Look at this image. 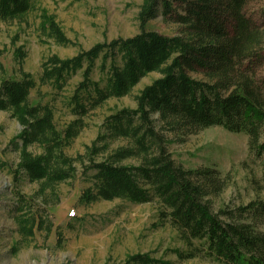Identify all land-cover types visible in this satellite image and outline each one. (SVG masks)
Returning <instances> with one entry per match:
<instances>
[{
  "label": "trees",
  "instance_id": "16d2710c",
  "mask_svg": "<svg viewBox=\"0 0 264 264\" xmlns=\"http://www.w3.org/2000/svg\"><path fill=\"white\" fill-rule=\"evenodd\" d=\"M33 1L0 0V20L22 19ZM247 2L143 0L134 35L97 42L70 57L49 55L41 62L38 81L26 71L1 77L0 110L10 112L21 125L11 139L18 160L7 168L15 203L12 218L22 239H33L37 231L51 233L49 212L58 199L56 189L79 173L90 182L80 194L85 202L155 199L159 219L173 227L183 243L176 250L180 259L264 264V200L214 209V198L227 180L216 167L187 168L178 163L162 128L164 123L167 128L190 131L219 125L243 132L250 150L264 159V86L256 75L264 29L244 11ZM159 15L176 24L178 32L169 36L147 29V22ZM42 17L44 32L60 44L69 43L53 16ZM24 55L17 51L18 62ZM0 71L4 72L1 61ZM95 71L98 79L93 77ZM190 71L207 78H195ZM151 72L159 76L136 95L134 107L105 116L86 154L66 152L85 126L83 117L90 109L110 97L129 94ZM77 74L80 79L64 100L76 118L59 128L55 107L48 101H32L31 91L39 83L60 92ZM119 139L125 145L108 152ZM23 181L37 183V188L25 193ZM112 264L171 262L136 253Z\"/></svg>",
  "mask_w": 264,
  "mask_h": 264
},
{
  "label": "rangeland",
  "instance_id": "374dc122",
  "mask_svg": "<svg viewBox=\"0 0 264 264\" xmlns=\"http://www.w3.org/2000/svg\"><path fill=\"white\" fill-rule=\"evenodd\" d=\"M142 1L34 0L33 8L22 19L0 20V61L4 66L0 80L3 75L17 77L20 71H26L38 81L41 62L49 55L70 57L97 42L134 35L139 31L137 12ZM244 11L264 29V0H248ZM43 14L54 17L69 43L60 44L47 30L44 32ZM146 28L169 36L178 32L176 24L163 20L160 15L147 22ZM20 50L25 55L18 62L16 53ZM259 50L262 60L256 66V75L264 86V42ZM190 74L198 79L207 78L198 71ZM158 76L159 73L151 72L129 94L110 97L90 109L83 117L85 126L66 147V152L70 156L86 154V146L100 132L105 116L119 108L134 107L136 95ZM93 77L98 79L99 72L95 71ZM79 79L80 74L75 75L60 92L39 83L31 91L32 101H48L55 107L59 128L76 118L68 112L64 100ZM166 124L162 128H166L168 148L178 163L187 168L216 167L227 180L224 190L214 198V209L220 205L234 207L264 200V159L250 150L247 134L219 125L190 131L167 128ZM20 129L21 125L10 112L0 110V264H112L121 263L136 253L171 264H224L206 257L180 259L176 250L183 248V243L176 230L159 219L160 205L155 199L148 202L121 198L81 200L80 194L90 182L79 173L56 189L58 199L49 212L53 223L51 233L37 231L33 239H22L12 218L15 203L7 168L18 160V150L11 139ZM124 145L123 140H116L108 152ZM125 162L132 163V160ZM77 166L80 169L79 163ZM21 188L25 193H32L37 183L23 181ZM71 210H74L73 216L69 214Z\"/></svg>",
  "mask_w": 264,
  "mask_h": 264
},
{
  "label": "built area",
  "instance_id": "2783aa9c",
  "mask_svg": "<svg viewBox=\"0 0 264 264\" xmlns=\"http://www.w3.org/2000/svg\"><path fill=\"white\" fill-rule=\"evenodd\" d=\"M69 214L73 216V215H74V210H71V211L69 212Z\"/></svg>",
  "mask_w": 264,
  "mask_h": 264
}]
</instances>
